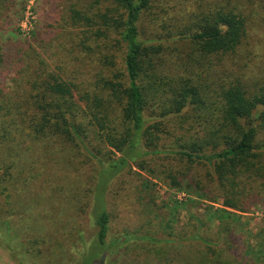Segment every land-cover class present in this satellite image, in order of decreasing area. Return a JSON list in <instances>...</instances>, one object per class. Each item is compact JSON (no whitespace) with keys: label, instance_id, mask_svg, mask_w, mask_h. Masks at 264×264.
<instances>
[{"label":"trees","instance_id":"trees-1","mask_svg":"<svg viewBox=\"0 0 264 264\" xmlns=\"http://www.w3.org/2000/svg\"><path fill=\"white\" fill-rule=\"evenodd\" d=\"M65 1L71 26L81 28L74 45L105 68H98L96 79L85 86L76 77L65 78L34 50L20 60L12 88L7 89L2 68L11 56L0 42V205L4 200L11 215H22L18 231L13 217L0 220V225L26 238L30 246L48 242L46 234L37 236V216L28 212L32 206L27 196L37 180L41 142L84 149L102 166L98 188L131 161L138 162L142 154L207 161L224 205L249 208L251 198L264 193V84L257 88L247 80H235L213 89L199 59L187 54L181 69L173 63L170 67L164 55L172 50L168 42H181L190 44L208 63L213 57L222 61L236 54L246 40L252 13L231 0L190 14L188 23L168 21L163 25L166 32H156L152 30L159 22L156 9L165 11L168 0ZM11 2L0 0V17ZM114 32L118 37H113ZM110 41L124 46L122 69L105 52ZM179 129L184 131L181 135ZM173 135L174 142L168 145L164 140ZM138 165L143 167L140 161ZM171 178L173 184L180 183L178 176ZM102 192L95 194L96 237L91 247L116 250L123 243L118 238L107 242L111 215ZM56 224L67 228L62 220Z\"/></svg>","mask_w":264,"mask_h":264},{"label":"rangeland","instance_id":"rangeland-1","mask_svg":"<svg viewBox=\"0 0 264 264\" xmlns=\"http://www.w3.org/2000/svg\"><path fill=\"white\" fill-rule=\"evenodd\" d=\"M229 1H164L166 10L156 9L159 22L152 30L166 32L163 25L168 21L188 23L190 14ZM232 1L248 14L252 13L248 36L236 54L227 55L222 61L213 57L208 63L192 51L190 44L168 42L172 50L164 56L170 67L173 63V67L181 69L187 54L199 59L207 68L201 71L213 89L222 82L235 80H247L260 88L264 84V0ZM68 5L65 0L10 3L11 7L0 17V42L7 46L11 56L2 68L7 89L12 88V77L20 60L28 53H35L34 50L65 78L76 77L85 86L96 79L94 73L98 68H105L74 45L81 28L71 26ZM27 8L33 11L35 20L34 28L29 29L31 37L21 29ZM112 35L118 37L115 32ZM91 43L95 45L96 39ZM121 47L110 41L108 50L102 49L113 55L122 69L125 49ZM194 65L199 68L197 63ZM183 132L179 129L177 135ZM175 137L164 141L170 145ZM42 144L46 147L42 148ZM38 145L37 180L27 196L32 206L28 212L37 216V236L46 234L48 242L30 246L26 238L18 237L5 224L0 225V264H86L90 258L92 264H264V193L255 194L245 211L225 206L218 182L211 175L213 166L207 161L191 162L163 153L142 154L138 162L143 167L131 161L108 179L106 186L102 184L98 188L102 166L92 161L84 149L72 150L53 142ZM171 176H178L180 183L173 184ZM96 192L104 194L111 215L107 242L120 239L123 244L119 249L111 247L102 251L91 247L96 237ZM8 209L3 200L0 220L15 218L18 231L22 215H11ZM57 220H62L66 230L59 228ZM80 231L84 240L78 238ZM212 248L218 250L216 255ZM83 257L88 258L83 262Z\"/></svg>","mask_w":264,"mask_h":264},{"label":"built area","instance_id":"built-area-1","mask_svg":"<svg viewBox=\"0 0 264 264\" xmlns=\"http://www.w3.org/2000/svg\"><path fill=\"white\" fill-rule=\"evenodd\" d=\"M28 6V5H27ZM34 13L33 11H29L28 8L26 9V14L24 16V19L21 23V29L24 33V35L31 37V31L29 29L34 28Z\"/></svg>","mask_w":264,"mask_h":264}]
</instances>
